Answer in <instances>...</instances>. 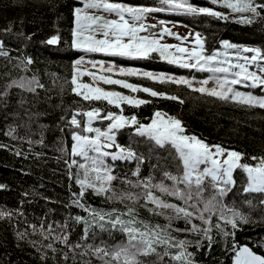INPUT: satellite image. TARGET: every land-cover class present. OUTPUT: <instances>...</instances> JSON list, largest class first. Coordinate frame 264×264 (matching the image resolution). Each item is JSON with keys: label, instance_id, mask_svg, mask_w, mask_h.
I'll return each mask as SVG.
<instances>
[{"label": "snow or ice", "instance_id": "1", "mask_svg": "<svg viewBox=\"0 0 264 264\" xmlns=\"http://www.w3.org/2000/svg\"><path fill=\"white\" fill-rule=\"evenodd\" d=\"M160 4V7L153 8L110 2V0H83L82 6L73 8L71 47L74 49L132 58H147L151 53H159L160 60L185 69L207 71L209 75L197 80L195 76L176 75L165 71L117 67L112 61H108L106 68L103 61H88L87 65L81 67L84 64L82 56L72 61L71 91L82 96L85 101H106L108 105L120 109L119 112L109 110L106 114L100 107H90L87 110L73 109L69 119V126L73 129L70 133L72 143L68 154L71 158L66 159L65 163L68 167V176L70 179L75 178L79 192L71 193L69 205L82 208L88 214L87 217L75 216L73 219L84 222V238L88 236L91 226L104 231L106 225H110L111 230L119 229L126 239L115 244H108L106 241L91 245L71 244L68 242L66 231L51 236V239L58 240L73 251V258H75V249H80L81 256L91 253L101 261V264H142L139 257L149 254H156L158 258L166 255L170 264H196L193 259L195 253L189 251V248L201 249L204 241H207L210 248L213 241L212 233L215 230L222 240L226 241L231 237L232 246L228 249L232 253L231 264H264V255L258 254L247 244H239L235 240L236 231L250 222L251 217L224 203L226 195L235 185L234 170L236 169H241L245 174L246 182L242 186L244 193L264 194V155L247 157L252 162H243L244 153L222 147L219 143L211 145L206 143L195 134L188 133L177 116L161 109L154 110L147 123H141L135 113L123 114L125 104L139 107L152 102L142 98L139 93L148 94L151 98L184 103L183 97L177 93L133 83L128 77H142L160 85L183 86L192 92L221 101H231L242 107H258L264 110V48L237 45L221 39L219 41L221 47L213 48L208 53L205 51L204 39L199 33H190L189 35H194V39L189 41L188 36H181L166 27L167 22L164 20L154 24L145 22V17L155 11L177 12L192 16L204 14L221 20L232 19L241 24H252L264 20V0H207L206 4H198L192 0H160ZM87 9L114 13L116 18L108 19L102 15H93ZM153 29H158V34H153ZM3 31L9 33L12 28L9 26ZM85 32L93 34L86 35ZM96 32L102 33V36L97 38L94 35ZM142 32L148 34L141 35ZM165 35L175 37L181 43L161 42ZM58 39V35H51L46 42L54 45L57 44ZM185 43H191L192 46L186 47ZM11 51L12 49L6 47L0 40V57L8 59V63L22 73L29 71V65L33 63L32 57L25 56L22 52L16 57H11ZM97 63L100 65L101 73L108 74H98L89 69V65L94 67ZM113 73H118L122 78H115ZM85 74L92 77V83L78 82L79 77ZM10 75L4 73L5 77ZM97 82L120 86L128 91L116 90L114 87L104 88ZM235 85H244L253 89L259 85L261 94L239 90L234 87ZM14 86L24 92L33 93L37 88L43 87L35 74L6 79L3 89L0 90V103H7L9 91ZM17 103L24 105L23 96ZM25 113L28 114L27 109ZM78 115L84 117L83 121L77 119ZM94 121L101 122V126H94ZM126 127H130L136 137L144 138L160 147L170 145L174 149L180 167L175 174L170 171H164L162 174L171 181L170 184H166L163 179L156 180L151 172L146 176L140 175V166L146 157L136 151L132 142L128 144L118 142V133ZM17 128V125L9 124L5 135L24 140L25 136L17 134ZM28 143L31 145L42 141H33L28 137ZM5 146L0 145V147ZM59 150L65 151L64 148ZM16 154L20 155V152L17 151ZM36 155L38 156L39 153ZM108 158L112 163H109ZM129 161L135 162V168L131 169V177L135 179L118 174L117 162ZM74 166L75 173L72 172ZM117 180L133 190L117 192L114 186ZM206 184L210 188V195L207 196ZM5 187V184L0 183V189ZM88 189L109 201H119L124 204L123 210L113 207L109 211H103L86 204L83 198ZM136 189L139 191H134ZM69 190L71 191V188ZM165 196L174 198L178 203L173 202L172 199H165ZM141 199L148 212L163 216L167 223L153 224L140 219L137 209L129 205H135ZM125 201L128 203L125 204ZM245 203L250 204L251 201ZM258 203L264 206V199ZM2 216H11V213L0 211V217ZM180 219L184 221L185 227L174 228L173 221ZM30 227L36 231L35 225ZM51 231V225L47 230L40 229L41 235L46 232L51 234ZM17 235L23 238L25 234L18 232ZM191 235L198 238L190 239ZM157 246H162L163 252H158ZM44 247L51 249L54 254L57 252L52 243ZM61 254L67 258V253L61 250ZM44 258L45 254L41 253V259Z\"/></svg>", "mask_w": 264, "mask_h": 264}, {"label": "trees", "instance_id": "2", "mask_svg": "<svg viewBox=\"0 0 264 264\" xmlns=\"http://www.w3.org/2000/svg\"><path fill=\"white\" fill-rule=\"evenodd\" d=\"M111 1L153 8L161 6L160 0ZM77 2L79 0H0V40L6 47L12 49L11 57H16L22 52L33 59V63L29 65V71L22 73L9 64L8 59L0 57V90L3 89L6 79L20 75L35 74L43 85L42 88H37L35 93L24 92L14 86L9 91L7 103H0V145H6L0 147V183L6 185L5 188L0 189V211L11 213V216L0 217V264H101V261L91 253L81 256L80 249H75V258H73V251L58 240L51 239V236L61 231L68 233V242L71 244L91 245L101 241L115 244L126 239L119 229L111 230L110 225H106L104 231L91 226L88 236L84 238V222H77L73 218L87 217L88 214L82 208L69 205L71 193L79 192L75 178L70 179L68 176V167L65 163L66 159L71 158L68 154L72 143L70 133L73 129L69 126V119L73 109L87 110L90 107H100L104 109L105 114L109 110L120 111L115 106L108 105L106 101H85L82 96L71 91L72 61L79 59L83 53L71 47L73 8ZM192 2L206 4L207 0H192ZM218 10L226 11L219 8ZM146 18L175 22L189 28L193 34L199 33L204 39L205 51L208 53L213 48L221 47L219 44L221 39L264 48V20L255 21L252 24H241L232 19L221 20L204 14L192 16L177 12L155 11L149 13ZM9 26L12 31L5 33L3 30ZM152 32H158V29H153ZM17 33L23 35H16ZM51 35H58L57 44L46 42ZM92 57L101 59L104 64L112 61L117 67L165 71L176 75L195 76L197 80L209 74L207 71L185 69L160 60L159 53H151L147 58H132L112 54L98 55L95 52L92 53ZM94 70L101 73L100 67ZM6 72L11 75L5 77ZM113 75L115 78H122L118 73ZM82 78L79 77L81 80L86 79V75ZM128 79L133 83L146 84L158 90L177 93L183 97L184 103L151 98L148 94L139 93L142 98L152 102L139 107L125 104L123 105L124 115L135 113L141 123H147L153 111L161 109L170 115L177 116L188 133L195 134L209 144L219 143L222 147L244 153L243 162H252L247 157L264 155V110L258 107H242L231 101H221L208 95L192 92L183 86L160 85L142 77H128ZM105 86L128 91L120 86ZM234 87L250 88L244 85ZM259 87L257 85L254 89L260 91ZM21 96L25 100L23 106L17 103ZM25 109L28 114L25 113ZM32 113L36 115H31ZM77 119L83 121L84 117L78 115ZM93 123L94 126H101L99 121ZM9 124L17 125V134L25 136V139H13L5 135ZM28 137L33 141L41 140L42 143L29 145ZM118 142L121 144L132 142L136 151L144 154L146 159L140 166L141 176L151 172L156 180L163 179L166 184L171 183L162 174L164 171L175 174L180 167V162L170 145L160 147L144 138L136 137L132 134L130 127L118 133ZM60 148H64L65 151H60ZM17 151L20 155L16 154ZM36 153L39 155L37 156ZM108 161L112 163L110 158ZM133 168H135L134 161L117 162L118 174L128 175L131 179H135L131 177ZM75 171L74 166L72 172L75 173ZM234 180L235 185L226 195L224 203L251 217L250 222L236 231L235 240L239 244H247L255 252L264 255V207L258 203L263 194L242 191L246 179L241 169L234 170ZM114 186L117 192L133 190L119 180L114 182ZM156 194L159 193L156 192ZM205 195H210L207 184ZM164 198L178 203L174 198L166 196ZM83 200L93 208L103 211H109L113 207L120 210L124 208V204L119 201H109L103 196L95 195L90 189L86 190ZM246 201L251 203H245ZM126 203L128 202L125 201ZM143 205L144 201L141 199L137 204L129 206L137 209L140 219L153 224L167 223L163 216L148 212ZM88 222L91 225V221ZM213 223H215V217H213ZM30 225H35L36 231H33ZM49 225L52 229L51 234L46 232L41 235L40 229L47 230ZM173 227L183 228L185 223L182 219L175 220ZM18 232L25 234L23 238L17 235ZM93 233H95V239H93ZM212 235L213 241L210 248L207 241L203 242L201 249L189 248V251L195 253L193 259L196 264H230L232 253L228 249L232 246L231 237L226 241L222 240L215 230ZM189 238L198 237L191 235ZM48 243H52L57 249L55 254L51 249L44 247ZM61 250L67 253V258L61 254ZM157 251L163 252V247L157 246ZM41 253L45 254L44 259H41ZM139 259L142 264H170L169 257L166 255L159 258L156 254L141 255Z\"/></svg>", "mask_w": 264, "mask_h": 264}, {"label": "rangeland", "instance_id": "3", "mask_svg": "<svg viewBox=\"0 0 264 264\" xmlns=\"http://www.w3.org/2000/svg\"><path fill=\"white\" fill-rule=\"evenodd\" d=\"M110 2H114V1H111L110 0ZM83 5V0H79V2H77L75 5H74V7L75 6H82ZM87 11L89 12V13H91V14H93V15H102V16H104L105 18H108V19H115L116 17H115V14L114 13H109V12H106V11H103V10H99V9H87ZM158 20H155V19H152V18H146L145 17V22L146 23H149V24H154V23H156ZM167 23H166V27H169V28H171L172 29V31H174V32H177L179 35H181V36H188V40L189 41H191L192 39H194V35H189L190 33H192L191 32V30L189 29V28H187V27H184V26H182L181 24H177V23H175V22H169V21H166ZM73 26H74V16H73V19H72V28H73ZM153 34H158V32H152ZM85 34L86 35H92L93 33H91V32H85ZM140 34H143V35H145V34H148V33H145V32H142V33H140ZM193 34V33H192ZM94 35H96V37L97 38H100L101 36H102V33H100V32H96V33H94ZM161 42H163V43H168V44H177V43H181V41H179V40H177L175 37H171V36H167V35H165L163 38H162V41ZM231 43H233V42H231ZM233 44H237V45H246V46H251V45H248V44H243V43H233ZM184 46H186V47H191L192 45H191V43H185V45ZM78 50H80V51H83V53L81 54V56L82 57H84V66L85 65H87V62L88 61H92V60H96V59H98V60H96V61H98V62H100V61H102L101 59H99V58H93L92 57V53H95V52H86V51H84L83 49H78ZM98 53V55L99 54H109V53H104V52H97ZM246 55H250L249 53H245ZM80 56V57H81ZM83 65H81V67H82ZM89 67V69L91 70V71H94V72H96V73H98V74H102V73H100V72H98L97 70H94V68H99L100 67V65H99V63H97V65L96 66H88ZM104 67H107V64H104ZM250 67H253V66H250ZM86 75V79H84V80H81V79H78V82H82V83H92L93 82V80H92V77H89L87 74H85ZM209 75V74H208ZM207 75V76H208ZM81 78H82V76H81ZM83 79V78H82ZM98 84H99V86H101V87H104V88H107L104 84H102V83H99V82H97ZM209 85H211V84H209ZM261 88V86L259 87V89ZM239 90H242V91H253L255 94H257V95H259V94H261V92L260 91H258V89L257 90H255V89H251V88H248V89H240V88H238ZM207 143V142H206ZM209 144V143H208ZM211 145V144H210ZM262 199H264V194H263V197H262ZM261 199V200H262ZM260 205V204H259ZM261 206V205H260ZM264 207V206H263Z\"/></svg>", "mask_w": 264, "mask_h": 264}, {"label": "water", "instance_id": "4", "mask_svg": "<svg viewBox=\"0 0 264 264\" xmlns=\"http://www.w3.org/2000/svg\"><path fill=\"white\" fill-rule=\"evenodd\" d=\"M250 247V246H249ZM251 248V247H250ZM259 254V253H258ZM230 264H231V262H230Z\"/></svg>", "mask_w": 264, "mask_h": 264}]
</instances>
